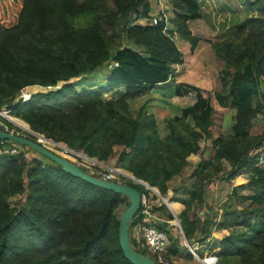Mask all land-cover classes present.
I'll return each instance as SVG.
<instances>
[{
  "label": "trees",
  "instance_id": "trees-1",
  "mask_svg": "<svg viewBox=\"0 0 264 264\" xmlns=\"http://www.w3.org/2000/svg\"><path fill=\"white\" fill-rule=\"evenodd\" d=\"M95 1L67 2L55 9L45 0H0V103L10 99L24 86H52L116 62L117 65L111 66L105 77V88L76 89V85L68 82L54 91L31 94L26 101L17 100L9 110L27 123L32 131L71 149L80 150L99 161L112 153V146H121L117 161L124 163L125 170L163 193L165 182L180 171L185 164V157L196 153L200 131L173 137L165 134L161 137L151 112L140 105L132 114L127 97L138 96L154 88L164 90L169 98L186 93L187 89L180 88L178 83L171 86L168 80L173 66L182 62V53L164 32L161 20L155 24L149 20L144 24L126 22L124 25V36L136 46L142 47L146 55L126 46L110 52L98 25L91 24L83 28L72 25V17ZM177 2L181 22L199 18L197 0ZM52 15L54 18H51ZM35 17L41 31L46 30L47 23L52 19L61 29L42 36L43 44L38 50V57L21 59L11 45L17 43L21 35L32 30ZM246 22L264 24V18H247L238 26ZM177 31L193 49L196 38L189 34L184 24L180 23ZM234 47L229 56L240 58L241 63L231 73L226 97L228 106L237 110L232 125L233 136H244L249 121L242 116L254 108V93L258 91L257 69L260 62L264 61V40L258 46L249 48V54H243L246 52L245 46ZM117 87L124 88L123 96L109 100L100 98L102 93ZM0 110L7 113L6 108L1 107ZM9 118L26 128L19 120ZM204 122V125L209 124V119L205 117ZM206 128L201 127V132H205ZM263 142L264 138L255 144L258 146ZM83 143L91 144L97 154L85 145L78 146ZM213 143L217 147V139ZM12 157L1 156L0 169L14 164ZM251 157L246 153L236 157L231 163L230 174L242 167L251 168L249 182L259 186L260 191L245 197L262 201L264 165H252ZM38 170L43 180L60 190L48 191L43 195V188L39 189V193L37 188H33L36 197H31L30 193L26 195L27 201L33 203L30 212L23 210L8 214L5 203L0 199V264L6 263L4 259H27L30 260L28 264H131L123 257L117 241L118 217L114 210L122 200V195L73 177L51 161L47 168ZM28 176L31 179L29 186L33 184L36 187L38 180L32 178L33 173ZM126 184L139 192L144 191L139 184ZM22 191L19 181L7 184L8 195ZM173 201L176 200H167L171 210L178 207L171 204ZM60 202L65 207H60ZM41 204L47 205L49 211H42L45 207ZM162 206L160 204L157 209ZM85 208H89L92 214L90 220L81 221L77 225H63L64 219L59 216L62 210L78 212ZM55 210L58 212L57 217L53 215ZM220 217L214 227L229 232L222 237H211L209 248L216 249V262L264 264V203L240 210H225ZM136 220L134 215L128 227ZM180 225L185 238L189 240L190 229L186 220L181 219ZM255 225L259 227L254 233L232 230L234 227H245L248 230ZM159 227L162 228V225L159 224ZM200 261L210 263L207 257Z\"/></svg>",
  "mask_w": 264,
  "mask_h": 264
},
{
  "label": "rangeland",
  "instance_id": "rangeland-1",
  "mask_svg": "<svg viewBox=\"0 0 264 264\" xmlns=\"http://www.w3.org/2000/svg\"><path fill=\"white\" fill-rule=\"evenodd\" d=\"M45 1L50 7L59 9L67 2L81 3L85 0ZM197 2L199 18L182 22L179 17L180 6L177 0H96L72 17V25L76 28H83L91 24L98 25L110 52L121 46H126L134 48L137 53L141 54L144 51L143 48H137L129 43L124 36V25L126 22L127 24L146 23L150 20L149 13L157 12L164 24L163 30L172 35L177 47L184 51L180 65L173 66L174 78H171L169 83L177 81L180 88L191 91L189 95L169 98L166 96V92H163L164 90L154 88L138 96L127 97L132 114L140 105L151 112L156 122L157 132L161 137L165 134L173 137L186 135L190 131H200L196 153H190L185 157L184 166L165 182L166 189L163 193L153 186L158 194L149 192L148 195L149 209L159 219L155 222L162 225L168 235L169 245L164 254L167 264H206L200 260L212 256L216 252V249L209 248L211 237H222L229 232V230H219L214 227V223L220 221L223 211L240 210L264 203V200L259 201L245 197L260 191L259 186L251 185L249 182L252 174L251 168L242 167L232 175L230 174L232 161L241 153L252 156L250 158L252 165L260 167L264 165V142L258 146L255 144L259 139L264 138V61L260 62L257 69L258 91L254 93V108L252 112L242 116L249 121L244 136H233L232 125L235 122L237 110L228 106L226 97V87L231 73L241 63L240 58L234 59L229 56L231 49H234L235 45H242L246 50L243 54H249V48L254 45L258 46L262 39L264 40V24L261 22H246L243 26H238V24L247 18L263 19L264 0H197ZM159 9L164 12V17ZM53 15L51 18H54ZM180 23L184 24V28L189 34L196 38L193 49H190L189 43L178 33L177 28ZM38 27L35 17L32 30L26 35H21L18 42L11 45L19 58L38 57V50L43 44L42 36L61 29L54 19L47 23L46 30L41 31ZM256 51L258 52L259 49ZM106 69L107 66L103 65L84 74L83 78L76 77L60 81L58 84L56 83L57 85L55 84V88L40 92L54 91L68 82L76 85V89H95L90 85L88 76L93 74L99 80ZM35 93H39V91L33 92L32 95ZM124 94L123 90L118 97ZM110 95L102 93L100 98L102 100L118 98ZM18 96L19 91L10 99L2 101L0 107L9 110ZM206 110L208 112L204 114ZM8 116L19 120L25 124L26 128L30 129L27 123L14 116L10 110ZM205 117L209 119L207 125H204ZM3 121L8 128L17 130L27 137L37 138L31 133L22 132L21 128L8 118H4ZM203 126H207L205 132H201ZM214 139H217V147L213 143ZM42 140L49 149L55 148L57 152L62 153L50 141ZM58 144L63 145L61 142ZM18 145V153L12 157L15 163L0 169V199L5 203L8 214L28 211L33 204L26 199V195L29 193L34 198L41 188L44 189L43 195L48 191L57 192L60 190L52 183L43 180L39 175L38 169L47 168L50 161L35 150L21 144ZM83 145L93 149L94 154H97L91 144L83 143L78 146L82 147ZM121 150L122 147L119 145L112 146V153L107 158L101 159V162L104 165H115L125 170L124 163L117 161V155ZM29 173H33L32 178L38 180L36 187L33 184L31 187L29 186L31 185ZM14 181L20 182L23 191L14 195L6 194L7 184H13ZM33 188H37V193L32 192ZM160 197H165L166 202L162 201ZM169 199L180 203L179 211H175V207L173 210L170 209L167 204ZM127 204L126 197L122 195V200L117 203L114 210L116 217ZM160 204L163 205L162 208L157 209ZM41 206L45 207L42 211L50 209L45 204H41ZM59 206L65 207V204L60 202ZM57 213L56 210L53 211V215L56 217ZM173 215L178 219L179 225L181 219L186 220L190 229L189 240L185 238L182 228L181 231L188 245L184 244L180 231L174 223ZM59 216L64 219V226L77 225L81 221L92 218L89 208L78 212L62 210ZM134 225L135 223L128 227V237L132 246L153 257L140 245V238ZM257 227L259 226L255 225L248 230L245 227H234L232 230L254 233ZM201 230L204 232L201 233ZM4 260L5 264L30 263V260L27 259ZM214 264H219V262L215 260Z\"/></svg>",
  "mask_w": 264,
  "mask_h": 264
},
{
  "label": "built area",
  "instance_id": "built-area-1",
  "mask_svg": "<svg viewBox=\"0 0 264 264\" xmlns=\"http://www.w3.org/2000/svg\"><path fill=\"white\" fill-rule=\"evenodd\" d=\"M160 12L164 17V12L162 9ZM159 12V11H158ZM158 13H149L151 23L155 24L156 22L161 20V17L157 15ZM165 21V19H164ZM116 62L111 63L109 66H116ZM26 87V86H24ZM23 88V87H22ZM22 88L19 90L18 99L20 102L26 101L30 98L31 94H25L22 92ZM16 100V101H17ZM1 108V107H0ZM7 113L0 112V129L15 133L17 135L25 136L21 132L17 130H13L12 128H8L3 121L4 118H8L11 122L12 119L9 118ZM14 123V122H13ZM21 128L22 132L32 133V130L28 128H23L22 126L16 124ZM27 137V136H25ZM32 138V137H28ZM34 139V138H33ZM40 144H43V138L37 136L36 138ZM52 145L56 147L57 150H60L62 153H59L55 150V148H48L52 152L57 155L73 162L77 165L81 170L92 176H98L104 180H111L116 183H133L139 184L143 187L144 191L139 192V208L135 213L137 220L135 222L136 233L140 238V245L143 246L148 253H150L153 257H151L158 264H167L166 257L164 256L167 246L169 245V239L166 231L159 227L155 221L159 220L158 217L155 216L153 212L150 211L149 207V197L150 193L158 194L157 190L153 186H149L146 182L141 179L134 177L131 173L121 169L119 166L115 165H104L101 161L96 160L94 157L87 156L80 150H74L66 146L65 144L60 145L58 142H50ZM19 145L15 142L9 140H0V157L1 156H14L18 153ZM150 192V193H149ZM159 196V195H158ZM158 198V197H157ZM161 198V197H160ZM162 199V198H161ZM162 221V220H161ZM164 222V221H163ZM209 262L208 264H214L216 257L214 255L208 256Z\"/></svg>",
  "mask_w": 264,
  "mask_h": 264
},
{
  "label": "water",
  "instance_id": "water-1",
  "mask_svg": "<svg viewBox=\"0 0 264 264\" xmlns=\"http://www.w3.org/2000/svg\"><path fill=\"white\" fill-rule=\"evenodd\" d=\"M32 133L35 136H38L47 141L53 142L50 139L43 137L41 134L37 132L32 131ZM0 140H9V141L27 146L35 150L36 152H38L45 158H47L49 161L58 165L63 172L68 173L69 175L73 177L79 178L91 185L118 193L126 197L128 204L119 214L118 224H117V241H118L120 250L122 252V255L131 264H158L150 256L135 250L132 247L131 243L129 242L128 224L132 222L133 217L139 208V202H140L139 200L140 195L137 189H135L134 187L128 184L116 183L111 180L101 179L98 176H92L86 173L85 171L81 170L73 162L57 155L56 153L52 152L51 150H49L48 148L40 144L37 139L28 138L25 136L17 135L15 133L0 129ZM161 200L166 202L163 198ZM173 217L180 231L184 244L188 245L182 234L178 219L174 215Z\"/></svg>",
  "mask_w": 264,
  "mask_h": 264
},
{
  "label": "crops",
  "instance_id": "crops-1",
  "mask_svg": "<svg viewBox=\"0 0 264 264\" xmlns=\"http://www.w3.org/2000/svg\"><path fill=\"white\" fill-rule=\"evenodd\" d=\"M157 7H159V6H157ZM149 13V12H148ZM197 19V18H196ZM140 24H144V23H140ZM164 32H165V30H164ZM166 33V32H165ZM166 35H168L172 40H173V37H172V35H169V34H167L166 33ZM128 40V39H127ZM174 41V40H173ZM128 42L129 43H132V41L131 40H128ZM175 43V42H174ZM133 44V43H132ZM133 45H135V44H133ZM176 45V44H175ZM136 46V45H135ZM177 46V45H176ZM185 46V45H184ZM183 46V47H184ZM137 48H139L140 46H136ZM129 48H131V49H133V50H135L134 48H132V47H129ZM142 48V47H141ZM179 50H180V52L182 53V57H184V51H183V49H180L179 47H177ZM142 55H146V53L143 51L142 53H141ZM110 64H107L106 66H107V69H106V71H105V73H103L102 74V77L99 79V80H97L94 76H93V74H90L89 76H88V79L90 80L89 82H90V85L92 86V87H95V89H99V88H105L106 87V81H105V77H106V75L108 74V72H109V69H110V66H109ZM178 65H180V64H177V65H174V66H178ZM100 68V67H99ZM95 72V71H94ZM174 76V73L173 72H171V74H169V76H168V80L170 81L171 80V78H174L173 77ZM78 78H83L84 77V75H79V76H77ZM73 78H76V77H73ZM73 78H70V79H73ZM69 79V80H70ZM175 80V79H174ZM171 83V86L172 85H174V84H176V83H178L177 81H173V82H170ZM170 85V84H169ZM84 88V87H83ZM85 90H88V89H85ZM123 90H124V88L123 87H117V88H114V89H112V90H110V91H108V92H104L103 93V95H105V94H111L110 96L111 97H118V96H120L121 94H122V92H123ZM153 90V89H152ZM189 93H191V91H187L186 93H183V94H180V95H173L172 96V98L173 97H182L183 95H189ZM3 113V112H2ZM171 204H176L178 207H175V211H179L180 210V203H178V202H175V201H173V202H171ZM206 264H207V262H206Z\"/></svg>",
  "mask_w": 264,
  "mask_h": 264
},
{
  "label": "bare ground",
  "instance_id": "bare-ground-1",
  "mask_svg": "<svg viewBox=\"0 0 264 264\" xmlns=\"http://www.w3.org/2000/svg\"><path fill=\"white\" fill-rule=\"evenodd\" d=\"M60 82V81H59ZM57 82V84L59 83ZM56 84V85H57ZM56 85H52V86H41V85H37V84H33V85H28L26 87L22 88V92H24L25 94H31L33 92H37V91H44L46 89H51V88H55ZM1 112H3L2 110H0ZM47 141V140H45ZM175 221V220H174ZM175 223V222H174ZM196 258V257H195ZM204 261V260H203Z\"/></svg>",
  "mask_w": 264,
  "mask_h": 264
}]
</instances>
